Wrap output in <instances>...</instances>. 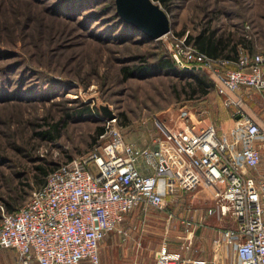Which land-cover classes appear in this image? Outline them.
Returning <instances> with one entry per match:
<instances>
[{"label": "rangeland", "instance_id": "1", "mask_svg": "<svg viewBox=\"0 0 264 264\" xmlns=\"http://www.w3.org/2000/svg\"><path fill=\"white\" fill-rule=\"evenodd\" d=\"M169 4V38H188L210 24L220 34L253 41L254 53L264 49V0ZM119 17L115 0H0V206L17 188L21 196L27 194L26 202L30 200L37 190L26 185L36 165L33 160L67 164L92 154L101 143H96L97 132L109 119L105 109L115 115L127 140L140 148L151 143L162 125L180 126L183 111L199 127L214 124L221 133L231 132L237 109L226 108L214 90L191 99L183 89L190 75L157 69L169 40L133 35L137 29ZM254 100L260 107V98ZM50 129L54 140L37 136ZM262 163L249 174L264 177V159ZM201 202L193 199L164 211L152 210L147 219L133 212L121 229L133 233V228L146 230L151 225L160 245L167 243L177 251L185 235L180 217L197 205L205 212L210 203ZM195 236L194 256L203 258L198 242L210 239L207 220L198 223ZM123 238L114 232L102 243L103 264H134L129 258H147L142 250L135 257L126 255L120 248ZM7 253L10 264H17L16 253Z\"/></svg>", "mask_w": 264, "mask_h": 264}, {"label": "built area", "instance_id": "2", "mask_svg": "<svg viewBox=\"0 0 264 264\" xmlns=\"http://www.w3.org/2000/svg\"><path fill=\"white\" fill-rule=\"evenodd\" d=\"M169 35L168 52L179 68L205 72L223 105L237 109L231 132L221 133L214 124L199 127L183 111L180 126L162 125L140 148L116 118L108 119L92 154L61 164L18 211L0 206V253L15 251L17 264H102L106 238L114 232L129 236L121 229L126 216L185 205L208 190L213 206L205 220L215 217L221 225L214 248H234L240 264H264V177L249 174L264 159V49L252 55L240 47L235 60L216 59L187 36ZM245 95L260 98V122L244 112ZM180 222L181 252L164 244L156 264H217L188 256L196 226L184 215Z\"/></svg>", "mask_w": 264, "mask_h": 264}, {"label": "trees", "instance_id": "3", "mask_svg": "<svg viewBox=\"0 0 264 264\" xmlns=\"http://www.w3.org/2000/svg\"><path fill=\"white\" fill-rule=\"evenodd\" d=\"M155 1H159L161 5L165 8V10L167 12L169 11L168 10L170 6L169 0H155ZM117 17H119L118 14ZM127 26L130 25L127 24ZM131 29L133 30L132 26ZM132 33L133 35L135 33H138V37L144 36L138 30H133ZM180 37H183V34H179V38ZM236 38L237 37H234L233 34H226V35L220 34L217 28L212 27L210 24H204L203 27L195 34L188 35L187 40L199 51L216 59L222 58V59L235 60L236 56L239 54V47H244L250 50V52L253 53L252 55L256 54L254 53L255 44L253 43V41L247 40L246 37H241L238 39ZM157 69L163 72L170 73L172 75H177V73L181 75H190L191 81L185 83L183 89H184V93L189 94L191 99L196 95H201L202 97H206L213 90L216 91L213 82L209 80L207 75H205L206 74L205 72L203 71L190 72V71L182 70L169 55V52L168 53L166 52V56L162 57L159 60L157 64ZM124 72L126 73V70H124ZM148 72L149 69L146 68V73ZM51 131H52L51 129L47 131L42 130L40 132H37V136L44 140L46 139L54 140L55 137L51 134ZM104 131L105 128L99 129V131L97 132L96 143L100 141V136L104 133ZM33 163L36 164L32 169L33 174L31 178L27 179L29 184H26L32 186L31 187L32 190L33 189L38 190L42 188L46 184L47 178L50 176V174L54 172L61 165V164L53 163L45 158H37L33 160ZM26 200H27V194L24 193V195L21 196L19 194V188H17L15 193L11 195L9 202L3 203V207L5 208L6 212L13 213L18 211L22 206H24L27 203ZM2 216H3L2 211L0 210V222L2 220Z\"/></svg>", "mask_w": 264, "mask_h": 264}, {"label": "crops", "instance_id": "4", "mask_svg": "<svg viewBox=\"0 0 264 264\" xmlns=\"http://www.w3.org/2000/svg\"><path fill=\"white\" fill-rule=\"evenodd\" d=\"M254 52H255V50H254ZM240 96H241V94H235L234 95V97H240ZM255 97H256V95H247V96L245 95L244 112L250 118H252L255 122H260V118L263 115V109L257 105L256 101L254 100ZM231 109H236V108L233 107ZM262 164H261V166H262ZM253 172H255V171H253ZM261 178H263V177H261ZM194 200H197V202H198L197 204H201L202 203L201 201H203V200L210 203V205H208V207L206 208L205 212H203V208L200 209V208H198V205H197V208L194 211L187 209L183 213V215L185 217L192 220V222L196 226V231H197L198 223H201L202 221L205 220V217L207 215V210L213 206V196H212V193L208 190H200L195 195ZM135 214H140L141 216L145 217L146 219L149 216V212L147 214H145L141 211H136ZM127 218H128V216L125 217V220ZM125 220H124V222H125ZM206 220L208 221L209 227L211 229V236H210V239L208 238L207 240H203V241L201 240L200 243L198 242V245L200 246V250H199L198 254H200L203 258H195V256H194L195 252H193V250H191L188 253V256H190L194 259L216 260L217 264H240L234 248L225 247V246H223L220 250H217L214 248L213 241H214V239H216L218 237V234H219L218 232H219L221 225L218 223V221L216 220L215 217H209ZM150 226L151 225H149L148 228H146V230H145V227H143L142 230H141V228L140 229H134L133 228L132 231H134V232L132 233L129 230V236L127 238H123V240H125V242H123L121 244L120 248H122L124 250V252H126V255H128V256L134 255V257H135L136 252H138V251L140 254H141V250H142V253L146 252L147 258H129L130 260L133 261L134 264H156L157 254L161 250L163 245H160L159 234L156 232L155 228L153 226H151V227ZM132 227H134L133 224H132ZM195 234H196V232H195ZM196 239L197 238L195 236L194 244H193L194 247L196 246L195 245ZM165 244L168 246V249L171 252H181V250H180L181 246H180L179 250L172 251L171 248L169 247V245L167 243H165ZM196 244H197V242H196ZM144 250H146V251H144ZM8 251H13V250H4L0 253V264H10L11 258H9V256H8V253H7ZM182 254L184 256L186 255L185 253H182ZM100 255H101V251H100Z\"/></svg>", "mask_w": 264, "mask_h": 264}, {"label": "water", "instance_id": "5", "mask_svg": "<svg viewBox=\"0 0 264 264\" xmlns=\"http://www.w3.org/2000/svg\"><path fill=\"white\" fill-rule=\"evenodd\" d=\"M115 3L118 16L145 37L159 40L171 32L169 15L154 0H115ZM103 112L109 119L115 118L110 110Z\"/></svg>", "mask_w": 264, "mask_h": 264}]
</instances>
